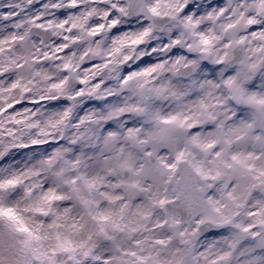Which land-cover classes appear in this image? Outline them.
<instances>
[{
  "label": "clouds",
  "instance_id": "9594fccd",
  "mask_svg": "<svg viewBox=\"0 0 264 264\" xmlns=\"http://www.w3.org/2000/svg\"><path fill=\"white\" fill-rule=\"evenodd\" d=\"M19 2L0 0V5ZM190 2L119 0L127 10L121 16L120 33L127 34L128 42L118 45V52L112 51L111 38L119 33H108L101 39L110 56L88 54L71 73L61 70L62 60L34 66L57 80L67 75L70 81L66 91L53 93L58 101L24 105L35 109L29 123L39 122L38 127L12 123L10 113L4 115L0 180L19 177L20 182L0 191V200L20 208L40 202L50 209L48 215L24 213L41 239L33 242L36 253H25L21 264H93L79 249L59 251L62 242L93 244L101 255H115L111 249L119 244L141 255H159L169 264L177 253L182 264H264V225L244 231L248 224L264 219V208L256 203L264 204V191L249 195L231 159L253 153L261 157L255 163L264 165V8L259 7L260 0H194L199 8L195 18L200 21L195 24L186 19L192 14L185 11ZM34 7L24 4L21 16L0 19V32H16L12 26ZM13 11L0 8V13ZM249 19L256 23L248 24ZM27 27L25 23L19 31ZM31 31L32 40L55 39L51 32ZM142 33L146 34L136 43ZM24 47L18 44L12 52H4L0 62L7 65L9 57ZM93 63L106 66L81 84L80 78L89 75L85 68ZM147 67L154 71L145 74ZM32 71L26 65L10 74L28 81ZM130 73L137 75L125 82ZM97 83L102 86L95 88ZM43 88L44 84L33 86L25 102L28 96L42 94ZM80 88L84 95L68 99ZM66 108L71 109L66 124L48 128L51 135H40L46 121ZM8 129L15 131L9 134ZM35 139L47 143L33 144ZM57 150L62 153L59 157ZM77 156L83 161L78 169L65 164ZM161 161L174 163L175 168L170 170ZM61 169L63 175L58 176ZM81 172L102 183L91 190L83 180L71 183ZM48 190L65 198L46 203L42 197ZM105 192L121 199L109 201L102 195ZM85 199L92 203L86 206ZM106 210L112 212L111 219L98 220ZM250 211L261 215L250 217ZM112 221L141 227L136 232L115 230ZM54 222L59 226L49 227ZM101 224L111 239L105 238ZM138 240L144 243L138 246ZM154 240L166 243L153 245Z\"/></svg>",
  "mask_w": 264,
  "mask_h": 264
},
{
  "label": "snow or ice",
  "instance_id": "6c2138e0",
  "mask_svg": "<svg viewBox=\"0 0 264 264\" xmlns=\"http://www.w3.org/2000/svg\"><path fill=\"white\" fill-rule=\"evenodd\" d=\"M24 4L29 6H35L34 11L30 12L22 20L18 21L12 27L16 28V32L9 31L7 34L0 32V56L4 52H12L15 47L20 44L25 47L20 54L9 57L7 65L0 62V134L4 131V125L7 121L4 119L6 113H10L8 121L15 124H23L27 128L38 127L39 122L29 123L32 120L30 113L35 109H29L27 107L15 108L14 105H21L25 102V97L32 91V87L38 84H44L42 94L37 96H28L27 102L33 105H38L46 101H58L59 96L53 95V93H62L69 87V76L57 80L52 74L46 72L43 69H35L36 64H43L49 60H62L61 70L65 73H71L80 68L83 64L85 57L88 54L93 56H110L111 52H107L103 47L104 40L101 37L106 38L108 33H119L112 36V51H119L118 45H124L128 42L126 33H120L121 16L126 14V9L121 7L119 0H21L19 3L2 4L0 8L16 9L13 12L0 13V19L9 20L15 17L21 16L24 11ZM260 8H264V0H260ZM224 8H220V13L224 12ZM152 12H156V8L151 9ZM185 11L192 13L186 19L190 22L194 21L195 24H199V19L195 17L199 14V8L196 3L190 2L187 5ZM211 15V13H209ZM27 23L29 27L24 28L23 31L19 29ZM256 21L249 19L248 24L253 25ZM36 28L41 32H51L55 37L54 41H45L40 38L39 41L32 40V29ZM142 33L135 38V42L139 43L143 38ZM257 35V33H253ZM204 43H208V38L204 37ZM77 45H86V47L80 51L77 49L74 51ZM77 51H80L77 56ZM125 60L128 57H124ZM26 65L32 66L33 79L25 81L22 76L12 75L14 69H20ZM106 64H95L91 67L85 68V72L89 75L80 78V83L85 84L88 82L96 70H102ZM154 71V68L147 67L143 69V72L149 73ZM137 73H130L125 76L126 82L132 76ZM7 76V79H5ZM39 78L38 80L36 78ZM102 85L97 83L94 87L99 88ZM43 93H47L46 95ZM84 89L80 88L74 96H69L68 99H76L79 96L84 95ZM11 110V111H9ZM71 118V109L66 108L57 114L55 119L49 118L46 121L47 128H40V135L48 136L51 133L48 128H59L61 125ZM83 120V118H82ZM80 125H75L79 127ZM15 129H8L9 134L14 133ZM76 142L75 139L72 140ZM33 144L47 143L46 140L35 139ZM24 147L25 145H21ZM56 156H61L60 150L55 153ZM219 155V153H217ZM183 153L177 156V160L181 159ZM232 161L236 164L237 178L246 183L247 193L251 195L257 189L264 191V165L258 166L255 161L260 160L261 157L253 153H248L241 157L239 154L231 157ZM168 169H174V163H167L161 161ZM51 163V161H49ZM65 164L71 169H78L83 165L82 159L77 156L75 160H66ZM227 167L232 168L233 164L229 163ZM64 170L61 169L57 173L58 176L63 175ZM83 180L84 184L91 190L102 183L99 177H87L83 172L79 176L71 179V183L75 184L77 180ZM20 182L19 177H10L8 179L0 180V191L14 188ZM69 182V181H66ZM143 190V189H142ZM30 191V190H29ZM109 201H116L121 197L112 195L111 193H103ZM231 197L232 194L229 193ZM65 197L62 194H58L53 190H48L44 193L42 200L46 203H51L55 200H62ZM235 199V197H232ZM83 203L87 206L90 201L85 199ZM163 203V201H160ZM264 208V204L257 201ZM238 207L242 204H238ZM122 208L127 205H122ZM50 209L42 206L40 202L30 204L24 208H20L17 204L6 203L0 200V264H21L22 256L32 251L36 253V249L33 248V242L41 239L39 231L32 226L31 217L25 216V212H31L33 215H48ZM67 211V210H65ZM141 215H146L142 213ZM250 217L261 215V213L250 211L248 213ZM112 212L110 210L102 211L99 213L97 219L102 222H107L111 219ZM264 225V219L257 220L255 223L248 224L245 228V232H251L256 227ZM59 226L56 222L49 227ZM159 225H153L158 227ZM111 227L115 230L127 229L129 232H136L141 227L140 225H133L131 222L121 224L119 221H112ZM239 227V225H237ZM101 232L105 235L106 239H111L105 231L104 224H101ZM255 234V233H254ZM23 237V239H21ZM150 239L146 237L145 240ZM144 241H136L139 246ZM164 240H154L153 245H165ZM95 245L89 243H81L79 246L73 245L71 242H62L58 245V250L66 253H74L79 249L81 255L85 260L90 259L93 264H169L168 261H161L159 255H141L139 251L128 248H122L119 244H114L111 252L115 255H101L94 251ZM57 249H53L55 252ZM140 251H143L141 248ZM227 255V254H225ZM179 253L173 257L171 264H182L181 260L177 257ZM127 257L133 259L129 261ZM223 260V257L220 258ZM77 264H83L78 261ZM213 264H220L219 261H213ZM252 264V262H249Z\"/></svg>",
  "mask_w": 264,
  "mask_h": 264
},
{
  "label": "rangeland",
  "instance_id": "374dc122",
  "mask_svg": "<svg viewBox=\"0 0 264 264\" xmlns=\"http://www.w3.org/2000/svg\"><path fill=\"white\" fill-rule=\"evenodd\" d=\"M25 104H26L25 102H22L21 105H14V109H15V108H20V107L24 106ZM9 111H11V110H9Z\"/></svg>",
  "mask_w": 264,
  "mask_h": 264
},
{
  "label": "bare ground",
  "instance_id": "6f19581e",
  "mask_svg": "<svg viewBox=\"0 0 264 264\" xmlns=\"http://www.w3.org/2000/svg\"><path fill=\"white\" fill-rule=\"evenodd\" d=\"M25 103H28V102H25Z\"/></svg>",
  "mask_w": 264,
  "mask_h": 264
},
{
  "label": "water",
  "instance_id": "95a60500",
  "mask_svg": "<svg viewBox=\"0 0 264 264\" xmlns=\"http://www.w3.org/2000/svg\"><path fill=\"white\" fill-rule=\"evenodd\" d=\"M220 2V0H218Z\"/></svg>",
  "mask_w": 264,
  "mask_h": 264
}]
</instances>
